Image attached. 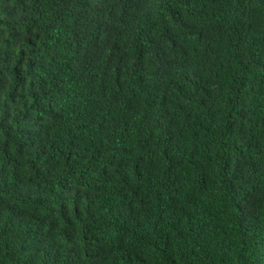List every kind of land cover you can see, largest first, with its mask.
Segmentation results:
<instances>
[{"label": "trees", "instance_id": "obj_1", "mask_svg": "<svg viewBox=\"0 0 264 264\" xmlns=\"http://www.w3.org/2000/svg\"><path fill=\"white\" fill-rule=\"evenodd\" d=\"M0 264H264V0H0Z\"/></svg>", "mask_w": 264, "mask_h": 264}]
</instances>
